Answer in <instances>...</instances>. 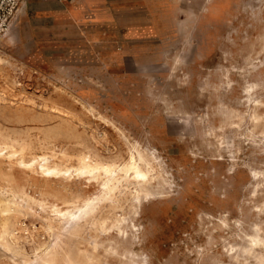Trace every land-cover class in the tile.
Segmentation results:
<instances>
[{
    "label": "rangeland",
    "instance_id": "rangeland-1",
    "mask_svg": "<svg viewBox=\"0 0 264 264\" xmlns=\"http://www.w3.org/2000/svg\"><path fill=\"white\" fill-rule=\"evenodd\" d=\"M27 1L0 47V129L31 139L27 158L47 153L64 166L104 135L102 154L139 148L156 179L110 198L104 213L118 219L104 228L103 207L67 209L59 223L56 209L22 201L34 242L17 262L0 245L6 263L264 264V248L249 244L264 237V0H120L101 29L41 17ZM61 183L65 195L98 188L74 172L48 189ZM82 219L84 232L67 236ZM44 241L52 248L36 253Z\"/></svg>",
    "mask_w": 264,
    "mask_h": 264
},
{
    "label": "bare ground",
    "instance_id": "bare-ground-1",
    "mask_svg": "<svg viewBox=\"0 0 264 264\" xmlns=\"http://www.w3.org/2000/svg\"><path fill=\"white\" fill-rule=\"evenodd\" d=\"M3 60L4 59L0 56V63H2ZM6 97V94L1 90L0 101L4 100ZM50 109L51 112L58 113L60 115H62V113L64 112L63 109L56 105L50 106ZM7 121L9 122V119ZM14 127L17 126L14 125ZM2 129H0V245L13 253L12 259L14 258L15 261L16 256L18 254H22L23 250L25 249V243L30 241L34 242L33 233L28 232L27 228L24 227L26 223L20 218L25 216L24 210L26 206L22 203V201H34L38 202L41 205H48L51 209H56L55 218H57L59 223H61L60 216H62L64 211H66L67 209L81 208L86 209L87 212H90L98 208L102 209L103 207L102 215L99 220L101 221V225L104 228V223L108 218L114 221V225L116 222L115 220L118 219L116 218V216H113L111 211H107L106 213H104V210L106 208L105 206L108 204V200L110 198H120V196H118V193L122 190L124 192V190L127 189L126 187H128L127 185L129 183L137 185L138 191H146V186L152 184V181L156 179L152 172L156 166L152 163V160L149 158L148 154L139 151V148L138 150L137 148H135L137 151L134 150V148L133 150H130L128 157L123 159H120V157L117 156L116 153L110 155L102 154L99 150L98 143L101 141L104 135H101L99 138L96 135L92 134L93 141L91 144L81 142L82 149L76 155L77 164H69L64 166L63 160L54 161L52 157L47 153L34 154L32 155V157L27 158L25 150L31 147V139H26V137L9 133L8 131H4V129ZM27 129L28 127L25 130L27 131ZM50 130L51 134H45L43 139L45 141L49 140V142H53V140L55 139V132L57 131H54L53 128H51ZM60 131L61 130H59V132ZM69 134L70 135H68V137H71V133ZM63 157L69 158V154L63 151ZM149 164H151V168L147 166ZM74 172H76V174L79 176L87 175L89 180L98 181V188L95 190V192L88 195H82L80 192H72L68 195H65L62 193V190L67 189V185L64 183H61L59 187L54 186L53 190L48 189V187L54 185L56 181L61 182L62 180L69 179ZM31 179L38 181L36 182ZM39 180H41L42 184L40 185L38 195H35L31 193V191L29 190V186L33 184L39 187ZM155 182L157 183V181ZM155 188L157 189L158 187ZM147 191H149V189H147ZM112 203L113 202H111L110 205ZM83 219L82 221H79V223L72 229L71 232H67L66 235H77L84 232L83 230L85 227V221H83ZM85 220L88 221L87 219ZM45 228L46 231L53 232V230L55 229L53 221L50 220L49 222H47ZM62 229L63 226L61 227L60 231H62ZM258 231L250 239V250L254 249V247L256 246L264 248V237H262L258 233ZM114 242L117 244L114 250L119 255V260H121L122 255L126 254V244L124 243V240L120 239L118 236ZM52 246L53 245L51 243H47L46 241H44L41 244H35L34 250L36 253H39L40 251H43L45 253L50 250ZM118 249L121 250L118 251ZM85 256L88 260H90L92 255L89 253H85ZM43 259V261L47 264H54V258L48 259L45 256ZM0 264L7 263L5 262ZM66 264H74V262L71 259ZM86 264H90V261H88V263Z\"/></svg>",
    "mask_w": 264,
    "mask_h": 264
},
{
    "label": "crops",
    "instance_id": "crops-1",
    "mask_svg": "<svg viewBox=\"0 0 264 264\" xmlns=\"http://www.w3.org/2000/svg\"><path fill=\"white\" fill-rule=\"evenodd\" d=\"M120 0H33L30 8L41 17H51L61 21H74L84 26L101 29L116 18L123 9ZM26 0V4H27ZM1 249V248H0ZM0 263L6 262L1 255Z\"/></svg>",
    "mask_w": 264,
    "mask_h": 264
},
{
    "label": "built area",
    "instance_id": "built-area-1",
    "mask_svg": "<svg viewBox=\"0 0 264 264\" xmlns=\"http://www.w3.org/2000/svg\"><path fill=\"white\" fill-rule=\"evenodd\" d=\"M24 0H0V47L7 39Z\"/></svg>",
    "mask_w": 264,
    "mask_h": 264
}]
</instances>
